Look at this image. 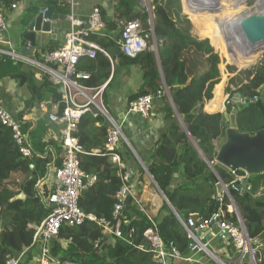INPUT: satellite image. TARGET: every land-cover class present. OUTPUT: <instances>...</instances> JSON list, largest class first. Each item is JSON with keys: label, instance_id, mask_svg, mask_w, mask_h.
Masks as SVG:
<instances>
[{"label": "trees", "instance_id": "1", "mask_svg": "<svg viewBox=\"0 0 264 264\" xmlns=\"http://www.w3.org/2000/svg\"><path fill=\"white\" fill-rule=\"evenodd\" d=\"M20 1L0 0V12L1 8L8 9ZM62 5L58 6V10L68 15V6ZM35 6L36 3H30L29 9H36ZM180 6L181 0H152L155 16L153 30L158 42L157 57L148 45V49L136 58L125 54L118 58L122 65L140 63L143 69V84L138 92L130 96V101L143 95L165 97L158 96L163 84L170 90L172 105L167 104L164 108L165 127L146 168L179 217L187 220L192 214L209 218L220 207L219 202L213 198L218 193V180L215 173L210 172V165L229 175L227 170L215 162L228 123L223 113H208L204 109L205 99L213 95L214 86L222 79V59L210 47L208 40H199L191 33L189 25H182L183 17L176 12ZM148 19V14L142 15L144 27L150 31ZM26 20L23 19L22 23ZM218 23L219 19L214 22L215 25ZM106 27L110 31L117 29L112 22H106ZM117 36L115 40L111 36L98 34L94 35V40L114 56V46L119 38ZM209 37L212 44L216 43L212 32ZM56 47L51 45L48 48ZM191 51L208 56V70L192 78L193 69L196 68L189 67L186 59ZM22 65L0 53V81L5 78L19 81L39 101L62 100V92L57 84L47 76L42 84H36L34 76L25 72ZM78 69L89 73L87 78H80L79 83L94 92L108 80L112 63L107 56L99 53L96 59L82 58ZM227 70L235 74L226 86L230 98L260 95V88L264 86V55L259 64L249 69L238 71L236 67L227 65ZM107 89L108 85L102 98L105 108L110 111L105 100ZM234 107L239 109L237 123L241 132L254 134L264 127V103L261 99L247 105L228 106V109ZM109 128V121L102 114L98 113L94 117L86 113L76 136L87 151L79 155L80 168L88 176L96 177L95 183L82 191L79 206L86 214L112 219L118 201L116 195L124 182L122 171L112 162L106 148ZM23 130L30 134L31 144L39 153L43 154L49 146L57 145L56 140L48 136V121L40 120L37 126L33 122H25ZM119 153L123 160L127 153L130 154L125 142L121 144ZM50 162L49 156L35 154L32 158L23 157L12 129L0 120V264H5L9 257L21 253L32 244L35 230L31 225H41L50 212L36 192V185L46 175ZM141 174L142 180L148 177L144 170H141ZM175 175L179 176L180 181L173 186ZM151 185L155 187L152 182ZM251 185L249 193L232 192V196L239 206L242 221L250 236H260L264 241V200L258 195L259 189L264 186V174L252 176ZM21 195L23 198H19ZM161 211L164 213L161 218L152 219L157 223L164 244L174 242L184 256H190L191 239L165 200ZM227 217L230 221H237L235 216L228 214ZM121 219L125 232L134 229L130 243L119 239L108 243L101 227L87 219L82 225H63L58 237L53 240V253L61 254L63 261L78 264H157L152 253L147 252L151 242L145 232L153 227L147 216L136 203L130 202L125 203ZM98 240H101V245L97 247ZM219 247L223 250L224 245ZM227 250L236 254L232 246H228Z\"/></svg>", "mask_w": 264, "mask_h": 264}, {"label": "built area", "instance_id": "2", "mask_svg": "<svg viewBox=\"0 0 264 264\" xmlns=\"http://www.w3.org/2000/svg\"><path fill=\"white\" fill-rule=\"evenodd\" d=\"M65 4L70 12L67 15L69 29L65 34L64 41L54 49L46 48L39 57L30 53H21L13 47L10 39L2 37V34L10 28L9 14L22 8L25 5V0L13 3L8 9L3 7L0 12V53L42 71L43 74L37 72L36 77H49L61 87L62 92L61 101L40 104L41 109L45 111L50 131L54 129L57 131L61 149L57 159L48 164V167L52 166L54 170V188H44L45 184L41 181L43 178L36 185L37 196L50 212L41 225H31V228L35 230L32 244L23 249L21 253L9 257L5 264H26L28 256L34 249L39 252L34 264H78L63 261L61 254H54L53 240L58 237L63 225H82L87 219L96 222L101 227L105 238L113 241L119 239L130 243L134 229L125 232L121 219L122 210L129 197L132 198L131 202L136 203L140 211L152 223L153 227L145 232L151 242V247L147 252L152 253L157 264L182 262H194V264H264V241L260 236H250L242 221L239 206L232 196V192L247 194L251 190L249 174L240 169L227 170L230 180L224 185L222 193L213 196L214 200L219 202L220 207L211 217L205 218L197 214L190 215L187 220L178 217L191 239L189 247L192 254L190 256H184L174 242L164 244L158 232L156 221L147 213L141 198L134 194L129 184L126 164L119 153L121 144L123 142L128 143L123 132V122L113 118L103 103L102 94L108 82L98 87L94 92L79 83L80 78L89 76V73L78 69V64L82 58L96 59L98 54L102 53L110 60L112 59L110 53L94 40V35L101 34L106 28L101 9L96 6L87 19H81L76 12L77 0H65ZM150 26V31H147L140 18L126 20L117 40L122 53L136 58L146 51L150 37L154 36L153 26ZM149 48L152 51L156 50L157 43L155 42ZM158 96L171 98L170 90L166 84H163L161 90L158 91ZM98 98H100L99 103L97 102ZM259 99V94L252 98L247 96L230 98L226 96L224 103L227 107L247 105ZM153 100V95L140 96L129 102V111L148 116L153 110ZM93 106H96L98 110ZM99 112H102L109 121L110 128L106 148L112 162L122 171L121 177L124 182L123 187L116 195L118 201L115 204L112 219L86 214L79 206L82 191L88 185L94 184L96 177L88 176L80 168L79 155L85 154L87 151L79 143L76 133L86 113L97 116ZM30 119L27 114L22 115L21 119L15 118L0 98V120L12 129L14 139L19 145L23 157L32 158L35 154L46 156L47 152L42 154L33 148L30 136L23 130V123ZM215 162L217 163L216 160ZM228 214L235 216L237 221H230L227 217ZM199 232L202 233L201 236H198ZM206 236H209L210 240L219 239L224 245V251H228V246H232L236 254L231 255L228 251L227 258H222L219 253L211 249L210 240L205 241ZM100 245L101 240H98L96 246ZM194 254L203 256L204 259L200 261ZM167 257L172 259L171 263L167 261Z\"/></svg>", "mask_w": 264, "mask_h": 264}, {"label": "crops", "instance_id": "3", "mask_svg": "<svg viewBox=\"0 0 264 264\" xmlns=\"http://www.w3.org/2000/svg\"><path fill=\"white\" fill-rule=\"evenodd\" d=\"M30 3H36V9H29ZM77 3L78 5L76 7V12L81 19H87L94 7H100L105 22H112L117 26L115 31H110L106 27L101 32L102 35H108L112 38L119 35L122 25L126 20L136 18L138 16L140 17L145 14L144 0H77ZM62 4L65 5V0H25V5H23L22 8L9 14L10 28L7 32L2 34V37L5 39H10L12 41L13 47L20 51L21 48L28 45V42L22 38V20L25 18L30 19L31 16L39 11V9L47 5H54L56 7V13L65 15L58 10V6ZM222 4L224 7H221V10L219 9V11L213 13L214 15L218 16L219 20L226 19L228 16L226 6L227 2L225 1ZM181 6L176 9H178V12L183 16L184 19H189L187 16L189 14L185 12L186 10H184V12H180L179 8H181ZM194 16L202 20L207 19L206 16H202V14L198 16L195 14ZM149 18L150 21H152L151 17ZM154 19L155 16L153 15V20ZM208 20H212V18H209ZM206 27H209V25L207 24V26L200 28L198 26V34L202 38L210 39L209 30L206 31ZM68 29V18L55 19V21H53L52 32L42 33L38 38L37 47L34 49L31 48L30 54L38 57V55L43 53V51L49 46H59L64 41L65 34ZM191 33L193 34L192 30ZM118 57L119 56L115 55V53L114 56H111L112 69L111 74L106 81L108 82V89L107 98L105 100H107V105L111 116L116 120L123 122V132L128 142L126 144L128 145V149L130 151V154L127 153L125 155L124 160L126 164V172L129 175V184L134 194L141 198L143 207L146 209L147 213L151 217H156L159 219L164 214L161 211L164 199L162 194L160 192V194H158V192H156L152 187L151 182L154 184V186L156 184L152 181L151 177L146 171V163L150 160L151 153L153 152L156 142L160 137L161 131L165 127L164 108L167 104L172 105V100L168 96L155 97L153 100V110L148 116H144L141 113L130 112L128 109L130 96L138 92L143 84V69L140 63H135L130 66L122 65ZM207 58L208 56H204L202 60L203 62L200 64L194 63V60H191L190 63L188 62L189 67L196 68L193 69L191 78L208 70ZM22 67L25 72L34 76L36 84L39 85L43 83L45 76L36 77L35 74L39 72L37 69L28 66V64H23ZM223 68L220 66L222 79L214 86L213 95L205 99L204 109L208 113L221 112L224 114V112L228 109L224 103L226 96H228L226 86L227 82L233 75L227 71L224 65ZM232 89H234V87H232ZM0 98H2L7 110L17 119H21L22 115L27 114L31 118L29 122H33L35 126H37L40 120L47 121L45 111L41 109L40 104L43 102H50V99L39 101L37 97L32 95L28 87L25 85L22 86L19 81L13 80L11 78H5L1 80ZM56 133L57 131L54 129L52 131L49 130L48 134L49 137H53L57 142L55 147L49 146L46 149V156H49L51 159L50 163L57 159V155L61 150L59 147V138L57 137L58 135ZM28 135L30 136L29 133ZM220 143H222V140ZM141 170H144L148 176L145 178V180H142ZM53 171L54 170L52 166L47 168L46 175L41 180L42 183L45 184L44 188H54L55 178ZM179 181V176L175 175L172 185L175 186V184ZM258 195L264 200V186H261ZM209 240V236H206L205 241ZM112 242L113 240L108 239V243ZM219 243L220 245H218ZM221 245L223 244L217 238L210 240L209 246L211 249L215 250L222 258L226 259L229 252L220 249L219 246ZM194 255H196L195 257L197 259L199 258L200 261L204 259L203 256H197V254ZM231 255L234 254L231 253ZM38 256L39 252L35 251V249L32 250L28 256L26 264H34ZM184 264H194V262H187Z\"/></svg>", "mask_w": 264, "mask_h": 264}, {"label": "water", "instance_id": "4", "mask_svg": "<svg viewBox=\"0 0 264 264\" xmlns=\"http://www.w3.org/2000/svg\"><path fill=\"white\" fill-rule=\"evenodd\" d=\"M220 1L221 0H210L206 1L207 3H204V1L202 0V4L204 3L203 6L197 7L191 5V8L188 9L190 11L192 10V13L200 9L202 11H209L211 14H213L216 11H219V7H221V5L219 4ZM236 1H238L239 3L234 4H238L240 6L250 4L248 0H235V2ZM187 14L190 13L187 12ZM57 18L66 19L67 16L56 13V7L54 5H47L39 9V11L31 16L30 19H27L26 22L22 24V38L28 42V45L21 48L20 52L23 54H29L30 48H36L39 36L42 33H51L53 21H55V19ZM230 29L233 31V35H235L233 36L231 34V36H226L225 39L230 52L232 48L231 45H229V42H233L232 40H234V42L237 43V37L238 39L249 45L248 57L260 58L264 55V25H234ZM227 33H229V30ZM114 39L116 40L117 36H114ZM114 53L117 56L123 54L118 44L114 46ZM243 68L246 67L244 66ZM260 99L264 103V86L260 88ZM238 113L239 109L237 107L227 109L224 112V118L228 125L226 128L225 137L222 139V143L218 149L216 161L217 164L223 167L225 170L240 169L246 171L250 176V182H252V176L264 174V127L254 134H251L249 132H241L238 128L237 123ZM217 168L218 167L216 166L210 165V172L215 173V175L217 176V191L218 193H222L224 185L229 182L230 177L226 171L218 170ZM146 171L148 172L152 181L156 184L147 168ZM158 189L162 194L164 200L167 202V204L170 206V208L178 218L179 215L176 209L169 202L163 191L159 187ZM19 198H23V196L21 195ZM131 201L132 198L129 197L126 203L129 204ZM201 234L202 233L199 232L198 236H201ZM171 260V258L167 257V261L169 263H171Z\"/></svg>", "mask_w": 264, "mask_h": 264}, {"label": "rangeland", "instance_id": "5", "mask_svg": "<svg viewBox=\"0 0 264 264\" xmlns=\"http://www.w3.org/2000/svg\"><path fill=\"white\" fill-rule=\"evenodd\" d=\"M223 1H222V3H223ZM225 1L227 2V4L229 3V5H226L227 6L228 16H227L226 19H220V23H218V24L215 25L214 22L218 19V17H213L215 15H212L209 11L208 12L206 10L202 11L200 9L197 10L196 12H193L192 13V12L188 11L187 4L188 5H192L193 4V6H197V7H199V5H197L195 2L193 3L192 0H181L182 6H181V8H179L180 12H184V10H186L185 12H187V11L190 12V14L187 15L189 19L187 20L186 18L185 19L183 18L184 21L182 20V23H183L182 25H184V26L185 25L186 26L189 25L190 28H191V30H192V32H193V34H194V36H196L199 40H208L209 41L210 47L211 48H214L215 52H217L220 55L221 59H222V63L220 64V66L222 68H223V65H224V67L226 69H227V65H231L233 67H236L238 71L243 70V69H249V68H251V67L259 64L262 57H260V58L258 57L256 59V61L254 63H251L250 65L245 64L243 61H240L239 60V57L235 53V50H236L235 48L236 47H234L230 43L229 45H231V48H232V50L230 52L229 49H228L227 42L225 40H221V38H218V36H219L218 35V30H219V28H222V27L226 26V23H227L228 19H230L231 17L239 16V14L240 15H243L245 12L260 11L259 6L262 5V4H264V0H257V1H255V0H248V2L250 3L249 5H241V6L240 5H232V6H230L231 5V0H225ZM232 1H235V0H232ZM144 2H145L144 3L145 4V13L148 14V16L151 17V20H152V21H150V18H149L148 25L149 24L151 25V22H152V25H153L154 24V20H153V15H154L153 12L154 11H153V7H152V2H151V0H144ZM255 3H256V5H255ZM257 6H258V9H257ZM176 12H178V9H176ZM195 14L197 16L200 15V14H202V16H206L207 19L206 20L198 19L196 16H194ZM174 16H175V13H174ZM223 16H224V13H223ZM136 18H140L142 20V16H140V17L138 16ZM209 18H212V20H208ZM214 18H215V21H214ZM207 24L209 25V27H206V31L209 30V35H210L211 32L214 34V40L216 42L214 44L211 43V39H209V38H202L198 34V26L200 28V27H203V26H207ZM155 42L158 43L157 40H156V38H155V35L154 36L152 35L150 37V40L148 41V45L149 46H152V45L155 44ZM233 42H234V40H233ZM236 44L239 45V46H241V44L239 43V41H237ZM153 52L155 53L156 56H158V45H157V49L154 50ZM232 57H234L236 59H234ZM203 58H204V56L202 54H200V53H197V52H189L186 55V59L188 60L189 63L191 62V60H194V63H197V64L198 63H202L203 62L202 61ZM22 64L27 65L26 63H22ZM243 64L246 65L245 66L246 68H243L244 67ZM28 66H31V65L28 64ZM39 72L41 74H43L42 71L39 70ZM232 75L234 76L235 74H232ZM99 99L100 98L97 99V102L98 103H99ZM103 103H104V100H103ZM93 107L95 109H97L96 106H93ZM99 113L103 115L102 112H99ZM154 190L156 192H158V194H160L159 193L160 191L157 188V186L154 187Z\"/></svg>", "mask_w": 264, "mask_h": 264}, {"label": "bare ground", "instance_id": "6", "mask_svg": "<svg viewBox=\"0 0 264 264\" xmlns=\"http://www.w3.org/2000/svg\"><path fill=\"white\" fill-rule=\"evenodd\" d=\"M192 1H193V3L195 2L199 6H203L204 3H207L206 1H210V0H203L204 1L203 4L201 2L202 0H192ZM222 1L223 0H221L219 3L221 5V7L224 6L222 4ZM223 2H225V1H223ZM234 3H239V2L238 1L235 2V1L231 0L230 6L238 5V4H234ZM227 5H229V3ZM187 6H188L187 8H189V9L191 8V5L187 4ZM192 6H193V4H192ZM221 7H219V8L221 9ZM259 8H260V11L245 12L243 15L239 14V16H234V17H231L230 19H228L226 26L219 28L218 38H221V40H225L226 36H231V34L233 35V31L230 28L234 25H250V24L264 25V4L260 5ZM189 9H188V11H190ZM228 30H229V33H227ZM233 36H235V35H233ZM236 40L239 41L241 46L237 45L234 42H229V43H231L234 47H236L235 53L239 57V60L243 61L245 64H248V65H250L251 63H254L257 58L256 57H254V58L248 57L249 45H247L245 42L238 39L237 37H236Z\"/></svg>", "mask_w": 264, "mask_h": 264}]
</instances>
